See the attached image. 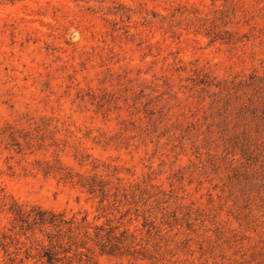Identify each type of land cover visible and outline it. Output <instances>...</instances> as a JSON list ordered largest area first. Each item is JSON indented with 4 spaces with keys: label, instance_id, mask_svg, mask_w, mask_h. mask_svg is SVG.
Segmentation results:
<instances>
[{
    "label": "rangeland",
    "instance_id": "1",
    "mask_svg": "<svg viewBox=\"0 0 264 264\" xmlns=\"http://www.w3.org/2000/svg\"><path fill=\"white\" fill-rule=\"evenodd\" d=\"M37 208L97 264H264V0L1 4L0 229Z\"/></svg>",
    "mask_w": 264,
    "mask_h": 264
},
{
    "label": "trees",
    "instance_id": "2",
    "mask_svg": "<svg viewBox=\"0 0 264 264\" xmlns=\"http://www.w3.org/2000/svg\"><path fill=\"white\" fill-rule=\"evenodd\" d=\"M21 1L25 0H0V5ZM34 212L18 211L13 229H0V251L10 257L14 253L11 247H15L26 261L41 264H97V257L114 253L111 231L106 228L109 225H98L87 215L69 217L41 208Z\"/></svg>",
    "mask_w": 264,
    "mask_h": 264
}]
</instances>
